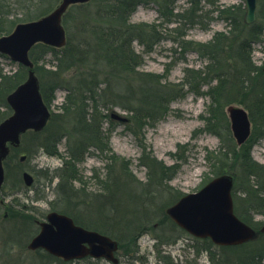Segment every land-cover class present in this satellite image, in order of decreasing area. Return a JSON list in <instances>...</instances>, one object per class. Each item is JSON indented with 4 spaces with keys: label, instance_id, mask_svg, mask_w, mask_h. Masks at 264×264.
<instances>
[{
    "label": "trees",
    "instance_id": "obj_1",
    "mask_svg": "<svg viewBox=\"0 0 264 264\" xmlns=\"http://www.w3.org/2000/svg\"><path fill=\"white\" fill-rule=\"evenodd\" d=\"M151 1L91 0L83 4H74L69 8L63 19L67 31V44L62 48H56L37 43L30 51L31 59L35 64L34 70L41 80L44 101L49 108L52 107L54 92L62 88L65 91L63 102L55 105V111L51 108V118L43 131H29L24 135L29 133L38 137L49 129H54L52 133L47 134L46 143L40 145L49 155L59 156L63 161L62 166L50 178V182L55 177L60 181L55 191L63 204L62 212L70 214L78 224L126 242L137 240L139 234L148 229V225L156 215L148 206L130 208V215L135 221L129 223L132 226L128 228L130 231L124 229V233H130L126 238L128 235L125 236L121 229L127 227L123 225L127 221L124 213H128L131 200L128 198L127 203L121 198L120 194H127L126 192L118 194L114 186L115 180L110 177L111 170L106 174L107 178L101 192L88 194L84 189L76 190L77 193L80 192L79 198L83 195L84 200L75 203L77 194L74 193L73 183L74 180L80 179L78 164L92 148L101 153L111 150L108 146L110 132L105 125L118 120L113 119L105 111L115 107L127 110L130 113L126 115L128 124L131 123L134 132H137L138 129L142 130L148 121L153 123L165 117L169 112L170 103L187 92L198 96L205 95L211 101L208 106L206 129L224 140L220 123L223 121V116L226 119V108L232 103L241 104L249 112L253 123L252 134L243 145L238 147L227 129L229 143H223L215 156L221 159L224 155L226 157L228 154L232 155L238 163V169L243 171L241 185L237 186L234 183L233 195L237 198L235 212L248 224L258 228L260 222L255 221L254 215L257 213L264 215V163L253 158L252 147L257 140L264 138V65L253 63L252 48L254 44L264 41V0H258L257 20L252 24L244 23L241 14L237 13L239 8L218 10L219 15L225 14L230 20L229 32L242 36L237 42H234L235 36L230 37V34L223 32L214 34L208 42L189 40L183 35L175 37L173 40L178 47L184 51L193 49L208 61L203 69L186 68L184 79L179 82L163 80L159 74L139 70L144 54L153 51L155 45L162 39L160 23L132 21L137 7ZM195 1L198 3H193ZM202 1L214 4L212 0H190L196 8L191 5L183 11L175 12L174 4L172 5L174 0H158L160 18L167 24L177 23L172 30L179 34L183 26L201 23L199 17L204 11ZM50 11H45L40 17ZM136 44L143 48L142 52L137 50ZM38 48L53 54L55 61L53 68L45 69L38 65L39 59L35 54ZM20 69L15 74L0 72L2 78L0 97L8 108L7 101L5 102L8 94L27 79L29 68L21 65ZM204 87L206 90H203ZM2 119L4 116H0V121ZM63 139L66 140L65 153L59 152L58 149ZM12 157L13 155L9 156L4 164H8ZM116 157L114 153L108 156L111 160H116ZM144 158L151 168L153 166L156 169L153 171L157 175L150 172L156 177V181L149 173L146 182L148 187H152L158 183L157 180L161 175L159 171L163 174L165 172L158 170L163 166L157 160L153 158L149 162L148 156ZM169 172L170 174H166L165 177L171 180L175 170ZM136 183L138 185L143 182L136 181ZM129 190L131 191H127L129 195L137 197L135 192ZM142 191L148 196L147 190L142 189ZM238 194L243 195V205ZM84 195L94 196L92 199H85ZM6 205L7 208L10 207V203ZM166 205L165 202L163 205L165 209L168 207ZM80 211L84 217L81 216ZM136 214H140V218ZM27 217H29L26 218L27 221H20L18 227L25 226L30 229L32 217ZM81 219L86 224H83ZM16 230L18 229L11 227L7 232H0V264H30V262L32 264H97L99 261H94L91 257L64 261L42 249L32 252L27 257L25 254L29 251L23 249L25 241L20 243L13 237L16 235ZM23 233H27V237L31 236L29 232L23 231ZM258 238L259 242L263 241L264 233ZM252 241L224 248L237 256V264L259 263L264 260V247L253 246ZM208 251L212 258L216 257L211 247H208ZM239 256H242L241 259ZM218 261L223 263L221 258Z\"/></svg>",
    "mask_w": 264,
    "mask_h": 264
},
{
    "label": "rangeland",
    "instance_id": "obj_2",
    "mask_svg": "<svg viewBox=\"0 0 264 264\" xmlns=\"http://www.w3.org/2000/svg\"><path fill=\"white\" fill-rule=\"evenodd\" d=\"M60 1L0 0V37L11 33L17 24L35 20L45 11L53 10ZM157 1L152 0L149 3L139 5L132 16L133 22L160 23L159 29L162 33V39L155 45L153 51L144 54L143 63L139 68L140 71L156 73L161 75L163 80L179 82L184 79L186 68L203 69L208 61L193 49L184 51V49L178 47L173 40L175 37L183 35L184 38L189 40L208 42L214 34L223 32L227 35L230 34V37L235 36L234 42L242 38L238 34L233 35L229 32L230 20L225 17V14L219 15L218 10L239 8L240 10L237 13L245 19L244 0H212L214 4L202 1L204 11L202 14L198 11L201 14L199 17L201 23L187 24L180 29L179 34L172 30L177 23L167 24L160 18L159 3ZM172 5L175 12H180L189 8L192 3L190 0H174ZM192 6L196 8V5ZM242 9L243 11H241ZM136 48L141 52L143 50L138 44H136ZM35 54L39 59V66L45 69L53 68L55 61H53L54 58L51 52L47 53L42 48H38ZM252 60L255 65H264V41L253 45ZM20 67L19 63L0 53V72L15 74L21 70ZM37 76L39 77L38 74ZM1 80L0 76V83ZM203 90H206V87ZM64 96L65 91L62 88L57 89L54 92L55 98L50 109L53 110L54 108L55 111V105H60ZM210 102V98L205 95L198 96L192 92H187L170 103L169 112L165 117L153 123L148 121L147 125L142 130L138 129L137 132H134L133 125L128 124V121H124V124L118 122L119 120L111 124L106 123L105 128L110 132L108 146L111 150L101 153L99 150L92 148L78 164L80 179L74 180L73 183L74 193L77 194L75 195V203H81L80 200H84L83 195L79 198L80 192L77 193L76 190L81 191V189H84V192L88 194L101 192L109 170H111L110 177L115 180L114 186L118 190V194L120 192L127 193L120 194L123 201L128 203V198L131 200V206H128L127 209L128 213H124L127 216L125 217L127 221L123 225H127V227L121 229L125 236L128 235L126 238L129 237L130 233L125 232V234L124 229L130 231L128 228L130 229L132 226L129 223L135 221V218L130 215V208H139V206L146 208L148 206L156 215L152 223L148 225V229L139 234L137 240L124 242V240L119 241L115 237L120 246L117 253L120 259L118 264H237V256L231 254L229 249L226 250L225 246H218L209 238H198L181 229L168 216L163 206L165 202L168 206L172 205L184 194L199 190L222 172L236 175L234 183L237 186L241 185V179L244 175L243 171L238 169V163L234 157L230 154L227 157L224 155L221 159L215 156L223 143H229L228 130L230 136L233 139L234 137L227 111L226 119L223 116V121L220 123L224 140L206 129ZM5 105L0 97V116H4V119L12 113L10 106L8 105V108ZM113 110L120 115H130L127 110L121 107H115L105 112L111 116ZM53 131L54 129H49L48 132L38 137H34L29 133L24 135L20 149L13 150L10 153V156L13 155V157L5 165V182L0 190V232H7L11 227L18 229L13 237L16 238L17 242L25 241V248L23 249L29 251L25 254L27 257L36 251L29 250L28 244L40 229L37 220L43 221L49 211H63L61 209L63 204L57 191H55L60 181L55 177L50 182L53 173L57 172V169L62 166V158L49 155L44 147L40 145L46 143L47 134ZM65 143V139L59 143V152L65 153ZM234 143L237 144L235 139ZM113 153L117 156L116 160L108 158ZM22 155H26L24 161H20ZM145 156H148L149 162L153 158L157 160L163 166L162 169L158 170L165 172L163 174L159 171L161 175L157 180L158 183L152 187H148L146 182L149 179V173L154 174L156 169L153 166L152 169L146 163ZM252 156L258 162L264 163V138L254 143ZM25 170L34 175L35 183L33 186L25 185L22 177ZM170 170H175V172L171 177L172 179L168 180L165 176L170 174ZM154 175H152V178L156 181ZM135 180L143 183L137 185ZM127 187L135 192L138 198L135 195H129L130 193L127 191H131ZM142 189L148 191V196L143 194ZM239 194L238 197L243 205V195L240 196ZM84 196L85 199H92L94 195L92 197ZM233 198L236 207L235 200L237 198L235 195H233ZM6 203H10L9 208H7ZM81 205L84 207L83 203ZM80 213L84 217L81 211ZM136 215L140 218V214ZM27 216L32 217L30 219L32 221L30 229L25 228V226L18 227L20 221H27L26 218H29ZM254 218L255 221L260 222L257 228L260 229L264 223V215L257 213ZM80 221L86 224L82 219ZM32 229H34L33 232ZM23 231L31 233L29 235L32 237H27V233H23ZM7 236L9 235L7 234ZM252 242H254L251 244L253 246L264 247V240L259 242L258 238ZM208 247H211L216 257H211ZM252 251H254V248ZM241 257L239 256V259ZM220 258L223 263L218 261ZM93 260H99L97 264H113L105 259ZM30 264L32 263L30 262ZM254 264H264V260Z\"/></svg>",
    "mask_w": 264,
    "mask_h": 264
},
{
    "label": "water",
    "instance_id": "obj_3",
    "mask_svg": "<svg viewBox=\"0 0 264 264\" xmlns=\"http://www.w3.org/2000/svg\"><path fill=\"white\" fill-rule=\"evenodd\" d=\"M89 1L91 0H61L46 15L19 23L10 34L0 37V53L29 68L27 79L6 98L12 109L11 115L0 122V190L5 181L3 162L11 147H20L21 137L27 131L44 130L51 118L30 51L37 43L64 47L67 44L64 16L71 5ZM257 3L258 0H244V20L248 24L256 20ZM226 111L233 137L238 146H241L252 134L253 124L249 112L239 104L228 105ZM111 117L121 122L127 121V117L115 110L111 112ZM25 159L26 155L20 157V161ZM22 177L27 186L33 185L35 179L31 172L25 170ZM233 188L232 174L217 175L198 191L183 195L176 203L167 207L166 213L186 232L195 237L210 238L219 246H236L255 240L264 233V224L257 230L238 216L235 212ZM37 222L40 230L31 238L29 250L42 249L64 261L90 256L103 258L114 264L119 262L116 253L120 246L116 239L77 224L68 214L53 210L48 212L45 220Z\"/></svg>",
    "mask_w": 264,
    "mask_h": 264
},
{
    "label": "bare ground",
    "instance_id": "obj_4",
    "mask_svg": "<svg viewBox=\"0 0 264 264\" xmlns=\"http://www.w3.org/2000/svg\"><path fill=\"white\" fill-rule=\"evenodd\" d=\"M2 37V36H1ZM2 54V53H1ZM5 55V54H4ZM181 228V227H180ZM182 229V228H181ZM184 230V229H183Z\"/></svg>",
    "mask_w": 264,
    "mask_h": 264
}]
</instances>
